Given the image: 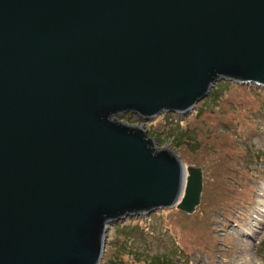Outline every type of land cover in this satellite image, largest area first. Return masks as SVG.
Returning <instances> with one entry per match:
<instances>
[{"label":"water","instance_id":"1","mask_svg":"<svg viewBox=\"0 0 264 264\" xmlns=\"http://www.w3.org/2000/svg\"><path fill=\"white\" fill-rule=\"evenodd\" d=\"M220 80L264 86V0H0V264H100L112 224L193 212L202 169L143 124Z\"/></svg>","mask_w":264,"mask_h":264},{"label":"rangeland","instance_id":"2","mask_svg":"<svg viewBox=\"0 0 264 264\" xmlns=\"http://www.w3.org/2000/svg\"><path fill=\"white\" fill-rule=\"evenodd\" d=\"M143 128L202 169L200 202L191 213L133 214L119 221L123 231L112 224L100 264H264V87L217 81L191 110L161 112Z\"/></svg>","mask_w":264,"mask_h":264},{"label":"trees","instance_id":"3","mask_svg":"<svg viewBox=\"0 0 264 264\" xmlns=\"http://www.w3.org/2000/svg\"><path fill=\"white\" fill-rule=\"evenodd\" d=\"M222 83H224V82H222ZM264 87V86H263ZM122 117H124V115H121V117H119L120 119L122 118ZM150 136V135H149ZM153 136H155V134H153ZM152 137V136H151ZM145 220V219H144ZM146 221V223L147 224H153V222H152V220H145ZM154 221V220H153ZM136 223V225H140L141 227H144V225H142V224H139V222H135ZM117 226L116 227H118V230H120V231H123L125 228H123V225L121 224V225H119V222H117ZM134 227H135V225H132V227H130V229H134ZM183 250H181V252H182ZM167 262H165L164 264H166Z\"/></svg>","mask_w":264,"mask_h":264}]
</instances>
